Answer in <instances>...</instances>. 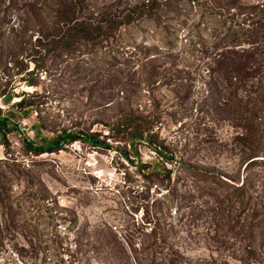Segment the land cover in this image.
Returning a JSON list of instances; mask_svg holds the SVG:
<instances>
[{
  "label": "rangeland",
  "instance_id": "1",
  "mask_svg": "<svg viewBox=\"0 0 264 264\" xmlns=\"http://www.w3.org/2000/svg\"><path fill=\"white\" fill-rule=\"evenodd\" d=\"M57 1L0 0V113H12L19 131L32 141L82 130L105 139L111 148L73 140L34 155L24 149L17 131L6 133V143H0V173L8 177L0 176L1 197L27 231H33L30 222L38 221L42 234L39 241L32 238L39 243L34 253L26 241H18L23 244L20 254L13 241L3 240L0 264H62L66 244L56 256L47 237L54 228L63 234L73 215L77 223L65 240L70 242L77 231L89 233L92 241L78 251L87 257L82 264H148L152 256L155 264H264V227L255 233L260 235L253 244L257 255L246 256L248 215L239 200L223 196L218 183L194 178L188 168L173 163H165L172 170L169 182L143 176L134 165L138 159L142 165L154 162L157 154L145 138L131 142L124 136L130 126L146 124L147 135L178 160L232 184L241 182L247 162L255 160L249 169L252 189L255 199L264 202V109L260 99L254 100L260 74L253 63L246 67L249 72H238L240 82L227 90L216 81L219 53L249 48L241 41L247 38V17L251 6H262L264 0H238V7L221 17L211 14L217 7L205 0H175V8L159 22H133L87 46L79 42L44 52L39 32L54 26ZM125 1L89 3L99 12L104 6L120 8ZM232 10L235 14L226 18ZM230 26L240 44L227 45L232 40L224 34ZM256 57H264V40ZM25 93L30 113L13 105ZM247 100L256 110L252 124L240 112ZM227 102L240 106L230 108ZM248 125L250 136L242 139ZM110 126L119 128L121 138ZM250 150L256 154L249 157ZM41 183L55 200L49 211L34 196ZM170 183L176 186L171 207L164 197ZM112 234L120 242L114 244L116 259L108 255Z\"/></svg>",
  "mask_w": 264,
  "mask_h": 264
},
{
  "label": "trees",
  "instance_id": "2",
  "mask_svg": "<svg viewBox=\"0 0 264 264\" xmlns=\"http://www.w3.org/2000/svg\"><path fill=\"white\" fill-rule=\"evenodd\" d=\"M175 0H127L120 8L111 7H102L99 12L93 11L90 9L89 0H58V10L56 13L57 19L54 21V26L50 31H40V38L47 39L44 42V47L42 50L44 52H49L54 48H59L60 46L71 47L73 44H78L79 42L85 44L94 43L102 40L105 37H111L115 35L121 28H125L130 23L139 22V21H147L156 23L157 21H161V16H165L167 12L172 11L175 6L171 4ZM195 0H188V2H192ZM210 4L211 7L216 8L215 11H212L211 14H215V16L221 17L222 14H229V8H237L238 0H227L223 3H220L219 0H205ZM34 4H31L33 6ZM253 7V8H252ZM252 11L251 15L249 14L247 19L249 20L247 29V38L241 40L242 42H246L249 44V48L245 50L244 53H238L235 51H230L225 49L219 53V59H217L216 64V81L218 83V88L227 90L234 84L240 82L238 79V72L246 70V67H252L253 63L256 67L255 71H257L259 75L258 83H259V93L255 96L254 100L260 99L262 103L260 110L264 109V57H256L258 54V45L264 40V5L259 6L254 5L251 6ZM36 9L39 10L37 7ZM224 9V10H223ZM32 14H36L34 9H30ZM235 13L232 10L230 15L233 16ZM231 31H234L233 27H228L226 33L224 34V38H231V43L227 45H237L240 44L241 41L237 39V35ZM231 35V36H230ZM235 39V40H234ZM49 40V41H48ZM49 44V45H48ZM47 45V46H46ZM229 53L235 54L236 57L229 55ZM260 55V54H259ZM244 68V69H243ZM27 94L16 101L13 105L17 107V110L23 113H30L32 111V107L30 106V102L27 101ZM250 100H247L243 106H241L242 110L240 111L244 114V118L252 124L253 116L256 115V110L253 108V104H249ZM230 102L225 103V105L229 106L236 103ZM237 106V105H236ZM238 106H240L238 104ZM237 106V107H238ZM231 108V107H230ZM234 108H232L233 110ZM235 110V109H234ZM12 115V113H11ZM11 115L1 114L0 113V143H6V133L11 131H17L20 141L24 149L34 155L43 153V152H51L62 148L64 145L72 142L73 140H89L94 146L98 148H111V145L105 140L100 139L97 135L87 133L82 130L78 131H63L56 135L54 138L49 140L42 139L41 141H32L28 139L24 134L19 131L17 123L12 119ZM119 124H117L118 126ZM146 125V124H145ZM142 123H136L130 126V129L127 130L124 136L132 142L135 138H145V140L150 144L151 148L157 154V158L154 162L142 165L140 159H138L137 165H134L136 169L141 172L143 176L147 178H156L157 176H161V180L165 179L168 182L171 179V169L165 166V163H173L177 166L185 167L190 170V174L195 177H201L209 182L218 183L223 187L222 195L225 197L234 198L239 200L242 206H245L247 212V219L245 218L244 226L246 227L247 237H248V247L246 248V256L254 257L257 255L256 250L253 247V244L257 241V237L260 236L255 234L258 230L264 227V202L257 201L255 197L257 194L253 193V180L254 175L250 173V167L257 162L255 160H250L247 162L245 170L247 173L243 177L240 183L232 184L228 181L215 178L211 174H206L203 171H197V169L193 168L191 165H188L183 159L178 160L174 153L169 150L163 143H155L153 139H151V135H147L149 127L145 126ZM115 126H110L111 130L116 129V136H118L119 128ZM252 126L248 125L247 132L244 135H241L242 139H248L250 136V132L252 130ZM145 134V136H144ZM121 138V137H117ZM124 153V157L128 158V154L120 151V153ZM254 151L250 150L248 154L249 157L255 155ZM136 156V152H135ZM161 158V159H160ZM132 162V161H131ZM264 163V162H261ZM261 165V164H258ZM10 175L12 176L11 172ZM0 176L3 178H7L8 175L4 172L0 173ZM230 178V177H229ZM232 180H235L231 177ZM42 185V186H41ZM173 185V184H172ZM171 183L166 188V194L164 197H167L169 201V207L174 206L176 194V186ZM40 188L34 190V196L40 201L41 207H44L47 211L50 210L48 207L49 204L55 203V200L50 199L48 189L43 186L41 183ZM255 199V201H254ZM9 209V212H6L5 209ZM12 206L8 203L7 200L3 199L0 194V226H4L0 228V243L3 240L13 241V247L17 252L21 254L23 250V244L17 245L19 240L26 241L27 245L31 248V251L37 252L39 248V243H32V238H35L36 241H39L40 233L38 229L39 222L35 221L30 224L33 227V231H27L26 226L23 222H18L16 219L15 212L11 211ZM7 213V214H6ZM63 218V217H60ZM69 220V226H67L66 231L61 234L59 230L52 229L50 232V236L47 237V240L54 244V249L57 250L56 256H59V248L63 246L67 252V259H63L60 257V263L62 264H72L73 262H78L82 264V260H87V257H83L82 255H78V251L87 244V242H92L88 235H84L85 233H80L77 231H73V239L70 242H67L65 238L68 236L69 228H74L77 223V217L73 215ZM11 225L13 229L9 230L6 226ZM155 225H158V221L155 220ZM68 230V231H67ZM28 232V233H27ZM260 234V232H259ZM87 236V237H86ZM94 236V235H90ZM112 244L109 246L110 250L108 251V255L111 259L118 258V255H115L116 249L114 244L120 243L117 238H115V234H112ZM96 240L102 241L103 238L95 236ZM93 239V238H92ZM45 241V240H44ZM21 242V241H20ZM38 244V246L36 245ZM110 244V243H108ZM70 246L74 247V251L69 248ZM63 248V247H62ZM123 249V247H122ZM124 255L125 249L123 250ZM155 257H151L148 261V264H155Z\"/></svg>",
  "mask_w": 264,
  "mask_h": 264
}]
</instances>
